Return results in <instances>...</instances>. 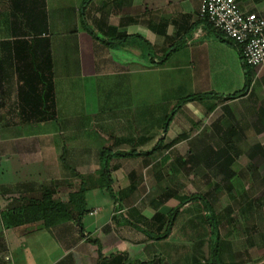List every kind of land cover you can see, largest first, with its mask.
<instances>
[{"label": "crops", "instance_id": "1", "mask_svg": "<svg viewBox=\"0 0 264 264\" xmlns=\"http://www.w3.org/2000/svg\"><path fill=\"white\" fill-rule=\"evenodd\" d=\"M201 1L0 0V131L27 129L40 131L39 135L47 138L54 132L61 136V129L66 121L61 115L69 110L59 111V108L62 104L70 105L61 100L73 96L69 93V90L72 91L73 81L82 84L83 94L86 85L96 99L93 106H97L101 115L96 118L87 116L86 124L89 125L101 126L112 113L132 115L128 99L142 94L145 75L148 74H157L156 78H159L158 85L150 86L152 82H147V87L150 86L153 90H160L161 85H165L164 82L171 78L169 88L163 86V90L179 93L192 87L195 95L211 93L218 96L211 100L183 104L178 113L172 112L174 116L164 135L158 120L146 124L144 115L139 116L145 114L144 106L140 108L135 114L139 137L133 144L134 148H126L127 140L120 139L121 141H115L113 146L102 149L109 148L112 153L130 150L137 154L148 153L161 138L163 145L168 148L146 157L109 158L111 187L116 200H108V207L104 206L102 213L99 206L87 208L86 196L92 191L104 194L107 192L101 189L86 192L85 204L89 213L81 220L84 232L82 236L75 224H66L51 230H45L40 223L14 228L15 230L39 226L48 231L55 251L51 255L56 257L54 260H44L43 264H97L96 247L87 243V239L99 243L103 257L125 255L129 263L166 264L168 260L178 264L176 259L187 258L188 264H211L212 244H206L207 233L204 239H197L195 234L191 238L178 234V237H183L189 242H197L196 246L179 254L163 256L156 252L154 245L166 243L169 239L171 241L176 221L164 240L155 241L140 231L141 229L153 235H160L165 229V224L160 228L157 224L152 225L153 218L156 215L166 216L181 200L174 188L177 184L174 177L178 175L177 171L181 173L182 178L185 177L184 172L192 171L190 166L183 164L192 156L191 147L199 135L197 129H205V125L198 126V116L203 113L204 118H208L214 113V110H209L211 105L217 106L219 102L228 106L230 103L241 101H223L225 97L243 88L240 56L233 46L221 40L206 21L199 17ZM235 1L245 13L264 15V0ZM263 67L256 69V73ZM230 69L239 73L241 71V77L231 80ZM41 77L44 82H51L55 99L54 119L35 123L29 116L32 103L23 102L22 99L24 96L34 97L35 94L41 93ZM63 80L67 81L64 85L61 83ZM73 89H78L75 84ZM117 99L123 100L125 104L117 106ZM93 106L88 107L86 111L72 109L70 112L77 115L86 112L90 115L96 108ZM179 114L186 115L187 119ZM83 118L76 117V121L82 122ZM163 118L165 120L166 116ZM182 146L188 147L180 153L179 147ZM56 149L53 148L54 151ZM102 149L97 153L95 150L90 153L89 149L85 153L83 149L78 148L73 151L77 157L71 160L76 164L63 168H70L77 174L90 178L94 183L95 173L101 166ZM49 150L53 151L52 148L46 149ZM65 152L64 147L61 155ZM26 155L27 152H24L21 156L26 163L21 160V165L15 164L16 168H12L16 169V175L18 174L14 176V182L0 184V194L5 195L0 196V202L3 201L2 197L7 195L4 193L14 189V198L9 200V203L12 201L13 207L4 213L0 207L2 225L5 213L18 208L23 198L27 200L40 196L42 187L53 189V199L63 203L69 194L79 188V181L68 170L67 175L62 173L63 177L58 179V182L44 184L51 178L49 170L54 164H49L41 157V153L38 162L32 164L33 161L25 157ZM11 157L13 156L8 155L6 158L10 161ZM42 164L45 170L43 176L28 175L29 171ZM173 167L174 172L171 174L169 169ZM19 168H24L23 175L19 173ZM131 172L136 175L130 174ZM148 174L151 179L148 182L157 188L156 194L141 204L140 200L147 193L142 178ZM201 176L203 175L199 174L202 179ZM169 191L173 194L167 196ZM160 196H163L161 200ZM185 208L186 206L181 209L180 214ZM87 218L93 221L87 222ZM13 237L17 238V233H14ZM6 238L4 243L3 240L2 244L0 243V264H11L7 252L9 241ZM222 241L218 235L217 256L220 264H255L259 261L255 256L249 257L250 260H243L241 253L229 254L228 249L225 251L222 247ZM203 246L207 248L206 255L202 253ZM248 246L244 257L255 251V243L252 246L248 243ZM226 259H229L228 262H225ZM260 259L263 263L264 253L260 254Z\"/></svg>", "mask_w": 264, "mask_h": 264}, {"label": "rangeland", "instance_id": "2", "mask_svg": "<svg viewBox=\"0 0 264 264\" xmlns=\"http://www.w3.org/2000/svg\"><path fill=\"white\" fill-rule=\"evenodd\" d=\"M231 72V80H235L236 78L239 79L242 75L241 71L239 73L236 70H231ZM256 75L258 83L262 85V88L256 90L255 97L250 98L251 104L247 103L244 106L242 104L243 101H238V104H228L229 108L231 109L230 111L233 113L235 119L234 121H241L240 119L243 116L246 118L248 112H250V110L253 111V105L256 103H261L264 107V67L260 71H258ZM145 77V86L142 94H138V96H133L132 98L128 99L129 104L131 103V105H129V110H131V113H133L132 115L112 113L107 116V122H105L101 126L96 124H86L88 123L86 122L87 116L96 118V116H100L101 114L98 113L97 106H93L96 102V99L94 98V94L89 90V88H86V83L83 84L85 85V92L83 94L84 88L82 89V84L73 81L72 91L69 90V93L71 95L73 94V96L69 95L71 97H66L61 100V102L63 103H70V105L67 104V106H63L62 104L59 108V111L63 109L69 110L68 113L66 112L61 115L64 119H66L63 125L64 128L62 127L61 129V136H58L57 133L54 132L50 135V138H47L45 136L39 135L40 131H30L27 129L16 131H0V157L2 158H0V184L6 185L8 182H10L11 184L14 182V176H17L18 174L16 175V169L13 170L12 168H16L15 164L21 165V160H23L22 158H24H21V156L24 152H27V155L25 157L32 160V164L38 162L37 159L40 156V153L42 155L41 157L47 160L49 164H54L52 165V167H50L49 170L51 178L49 177L47 179V183L45 181L44 184L48 185L51 181L58 182V179H61L63 177V174H68L67 170H65L63 166L72 167L74 166V164H76L71 160L77 157L73 151L78 148L79 150L83 149L85 153L88 152L89 149L90 153H93L94 150L97 153L102 148L109 147L110 145L113 146L114 142H119L121 141L120 139L127 140L128 143H126L125 145L126 148L133 147L135 140L137 139V137H139V129L135 124L137 122L135 120V114H137L141 110V107L144 106L145 114H140L139 116L141 117L144 115L146 124L156 122V120H158L159 125L162 127L164 126L163 117L170 116L172 112L178 113L182 109V106L179 105L181 101L184 98L195 95V92L192 91V87L189 90L185 89V91H181L179 93L174 90L173 92L163 90L166 86L167 88H169L171 78L170 80L164 82L165 85H161V89L163 91L161 89L153 90L150 86L158 85L159 78H156L157 74H148L145 75ZM147 82H149V84L152 82V84L147 87ZM61 83L62 85H64L65 83H67V81L63 80V82ZM74 84L77 86V90L73 89ZM240 88L241 87H239V89ZM239 89L234 90L236 91ZM115 102L117 106L125 104L123 103V100L117 99ZM218 105V108H215L213 111L214 113L208 118H204L203 113L198 116V120H200V122L197 123L198 126L205 125V129H201V131L197 129V135L199 134V137L197 136L191 149V155H193L191 158L192 161H197L198 159L201 160V158H203V148L207 147L209 149H213L211 146L207 145L209 143H212L213 140H217V129L215 128V126H218L220 128L218 135L221 137L223 136L224 131H226V124H229L226 119L230 120V117L223 112L222 108L225 106V104H221L219 102ZM90 106H93V108L96 107L95 109H93L94 112L90 115H87L86 112L81 115L73 114L70 112L72 109L74 111H86ZM208 106H210V103L208 104ZM184 114L179 115L180 117L187 119V116ZM76 117L84 118L82 122H77ZM254 120V117H248L247 124L249 128L244 130L246 140L242 139L241 141L239 140V142L236 143L237 148L242 153V156L235 161L233 168L231 167L236 173V177L231 180V185L233 186L232 193L234 194L235 199L234 202L228 199L225 191H216L214 189V186H211L212 184L210 182L209 184H207L204 181L205 179H200L199 176L194 174V171H188L187 173L184 172L185 177L183 178L180 177L181 173L177 171L176 175H178L174 177V181H176L177 184L176 186H174V188L177 190L176 194L178 195L179 199H183L189 194L197 193L203 195L205 194V191H207V193H210L209 195H206V197L212 208L211 216L209 212L207 216L206 210H204V203L202 202H195L187 205L184 209V212L181 214L179 213L180 215L176 220L177 224L175 226V232H173L174 236L172 237L171 241L169 239V241L166 243H155L154 249L157 253L162 254L163 256H168L174 253L179 254L183 251L185 252L187 248L192 250L196 246L197 242H189L183 237H178V234L187 235L189 238H191L195 234L197 236V239H201L202 237L204 239V235H206L207 233L208 235L206 237H208V241H206V244L211 243L213 245L215 243V237L213 234H211L210 225L216 224V228L219 229L220 239H223L221 244L225 251L228 249L229 254L241 253V258L243 260H250L251 257L253 258V256H255V258L259 260L255 264L261 263L262 259H260V254L264 253V167H262V165L258 161H249L247 156L245 155V150L248 148L247 144L252 145L257 142L264 143V133H255V124L253 122ZM240 124L242 125L243 123ZM11 138H13V140ZM221 139H224V137ZM42 147L44 150L41 149ZM64 147L66 152L64 155H61ZM187 147H179L180 153H183V151L187 149ZM47 148H52V150L53 148L57 149L55 151H46ZM40 149L43 151H41ZM38 151L41 152L39 153ZM8 155L13 156L11 157L10 161L6 158ZM23 162L26 163L25 160H23ZM44 163L45 161L43 162V164ZM43 164L37 165L32 169V171L28 172V175L43 176L45 174ZM123 164L125 165L126 162ZM197 166L199 174H210V172H207L205 169H203L204 167L202 166V164H199ZM164 170L167 171L166 168H164ZM23 171V168H19V173H21L22 175L24 174ZM169 172L172 174L174 172V167L169 169ZM130 174L136 175L135 172H131ZM148 176L150 175L148 174L144 176V178H142L144 187L145 189L147 188V193L146 195L142 194L143 197L140 200L141 204L149 200L151 196L156 194L157 188H155V186L153 187V185L148 182L149 180H151L150 178H148ZM217 183V187L222 188V183L224 182H221V177L217 178ZM13 191L14 189H10L9 191H7V193H4L7 195H11L12 198L7 195L6 197H2L4 202H0V207L3 213L4 211L8 210V208L13 207L12 201L9 203V200L14 198ZM0 196L5 195L0 194ZM61 196L64 195H60V197ZM86 198L87 208L99 206L102 209V213L104 206L108 207L107 204L109 203V201H111L109 195L104 194V192L100 191H92L91 193L87 194ZM228 209L229 211L227 212L226 210ZM95 213L96 212H92V214ZM222 216H224L226 220L221 221ZM86 221L91 222L93 221V219L87 218ZM218 221L221 222H219L218 224ZM14 233H17V238L13 237ZM4 238L8 239L9 241L7 244H9L10 246L8 245L7 252L9 253V257L11 258V264H43L44 260L50 261L54 260L53 258L56 257V255H51L55 251L53 250V242L48 235V231L42 230L39 226L29 228L23 227L15 230L14 228L6 229L3 227L0 221V243L2 240V243L5 242ZM248 243L251 246L253 243H255L256 247L255 249H253L255 251L250 252V256L244 257V252H246V250H248L249 248ZM202 250V253L206 255L207 248L203 246ZM57 252L58 251H56V253ZM187 260V258H178L176 259V262L178 264H188ZM228 260L229 259H226L225 262H228ZM216 261L220 264L218 256H216ZM166 264L174 263L166 260Z\"/></svg>", "mask_w": 264, "mask_h": 264}, {"label": "trees", "instance_id": "3", "mask_svg": "<svg viewBox=\"0 0 264 264\" xmlns=\"http://www.w3.org/2000/svg\"><path fill=\"white\" fill-rule=\"evenodd\" d=\"M237 5L239 6L238 3ZM208 26L210 25L208 24ZM215 33L225 43H227L230 46H233L237 51V53L239 54L241 67L243 71V77H244L243 88L239 92L234 93L228 97H225L223 101L241 100L243 101L242 104L245 106L247 103H250V98L255 97L256 90L262 88V85L258 83V79L256 77L257 76L256 69L244 63L241 54L242 49L240 45H237L235 42L224 38L221 34L217 33L216 31ZM43 80L44 79L41 77L40 83L42 85H41V93L39 95L35 94L34 97L24 96L22 99L23 102L27 101L30 102V104L32 103L31 107L29 108V110L31 111L29 116L35 123L46 122L54 119L55 99L51 91V82L50 80H47V82H44ZM215 98H218V96L211 93L202 94V95H191L190 97L184 98L179 105L182 106L183 104L186 103L202 102L205 99L211 100ZM216 107L217 106L215 104L211 105V107L209 108L210 112H212ZM222 109L223 112L230 117V120L226 119V121L229 124H226V131H224L223 136L221 137L218 135L220 128L218 126H215V128L217 129V136H216L217 140L216 141L213 140L212 144L209 143L207 145V146H211L213 149L211 148L209 149L207 147L203 148L202 149L203 158H201V160L198 159L197 161H192L191 159L193 156L192 155L190 156V158L187 159L185 164L183 163L182 164L186 166H190L192 172L194 171L195 172L194 174L198 176L199 173H198L197 165L202 164V166L204 167L203 169H205L207 172H210V174L208 175L202 174L203 175L201 176L202 180L205 179L204 181H206V183L210 182L212 186H214V189L218 192L225 191L228 199L234 202L235 199H234V194L232 193L233 186L231 185V180L234 177H236L235 176L236 173L235 171H233L232 168L235 161L242 156V153L237 148L236 143L239 142V140L241 141L242 139L246 140V135L244 130L249 128L247 124V119L249 116L255 118V120L253 121L255 124L254 126L255 133L256 134L264 133V107L261 103L254 104L253 111L250 110V112H248V114L246 115V118L244 116L241 117L240 119L241 121H234L235 119L233 113L230 111L231 109L229 107L224 106ZM173 116L174 113H172L170 116L165 118L164 126H162L163 135L166 132V128L168 124L171 122ZM239 122L243 124L241 125ZM223 137L224 139H221ZM162 140L163 139L161 138L157 143V145H155L153 149L148 153L137 154L134 150H130L127 152L112 153L111 149L109 148L102 149L100 152V155L102 157L100 161L101 166L100 169L95 173L96 177L94 179V183H92V180L90 178L81 176L76 172H74L72 169L66 167V169L72 174V176L79 181V188L77 189V191H74L71 194H69L67 200L63 203L60 202L58 199H53V195H54L53 189H51L50 187L47 188L42 187L40 190L41 192L40 196L36 198L31 197L28 198L27 200L23 198L18 208L5 213L6 218L4 217L5 220H3L4 221L3 227L6 229H13L21 226L40 223L45 230H51L62 225L75 224L76 227L78 228L80 235L82 236L84 232L81 225V220L89 213L86 210V204H85L86 192L91 189L105 190L112 200H116V196L113 193L111 187L112 186V180L110 178L111 171L108 168L109 158L113 156L123 159L134 158V157H146L147 155H151L159 150L168 148V146L163 145ZM247 146L248 148L245 150V155L247 156L248 160L251 162L258 161L260 162L262 167H264V143L257 142L252 145L247 144ZM218 177H221V182H224L222 183V188L217 187ZM133 190L135 189L133 188ZM171 194H173V192L169 191V193H167L166 195L168 196ZM209 194L210 193L204 195L197 193L189 194L185 198L179 200L177 205L174 206L166 216L156 215L152 220V225L157 224L160 228L163 226V224H165V229L160 235H153L141 229L140 231L146 233L147 236L151 237L155 241L166 239L177 217L179 216L181 209L195 202L204 203L203 204L205 206L204 210H206L207 216H208V212L210 213L211 216L212 208L206 197V195ZM162 198L163 196L159 197L160 200ZM226 211L228 212L229 209ZM221 219H222L221 221L226 220L224 216H222ZM221 221H218V224ZM210 227H211L210 228L211 234H213L215 237L214 238L215 243L211 247V264H219L216 261V256L218 253V249H217V242L219 235L218 229L216 228V224L210 225ZM87 243L96 247L97 264H143L140 262L129 263L125 255H110L109 257L105 258L101 255L99 243L96 240L87 239ZM262 264H264V262Z\"/></svg>", "mask_w": 264, "mask_h": 264}, {"label": "built area", "instance_id": "4", "mask_svg": "<svg viewBox=\"0 0 264 264\" xmlns=\"http://www.w3.org/2000/svg\"><path fill=\"white\" fill-rule=\"evenodd\" d=\"M199 17L241 46L245 64L255 69L264 66V15L245 13L234 0H202Z\"/></svg>", "mask_w": 264, "mask_h": 264}]
</instances>
